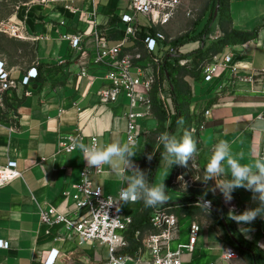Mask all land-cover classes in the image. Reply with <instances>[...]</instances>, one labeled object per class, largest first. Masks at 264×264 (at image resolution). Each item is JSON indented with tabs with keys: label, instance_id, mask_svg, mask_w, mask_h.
<instances>
[{
	"label": "crops",
	"instance_id": "0c3cea01",
	"mask_svg": "<svg viewBox=\"0 0 264 264\" xmlns=\"http://www.w3.org/2000/svg\"><path fill=\"white\" fill-rule=\"evenodd\" d=\"M189 3L192 10H198V13L202 10L200 21L192 29L199 30L210 12V0L204 4L198 0H189ZM228 8L235 29L250 32L258 26V31L254 39L225 46L217 59L221 61L223 56L230 55L231 64L238 68V73L253 76V81H230L226 78L228 71L221 67L216 69L210 82H204L201 74L196 77L186 75L182 79L189 90L188 108L193 120L204 109L209 110L204 127L198 132V155L190 161L204 178L206 165L219 141H228L234 154H244L241 164H252L259 158L264 144V130L255 127L258 118L264 116V0H228ZM122 12L130 13L128 0H40L29 4L10 20L19 26L22 37L10 38L27 43L31 57L20 64L1 57L0 61L14 80L20 81L30 68L36 69L37 77L28 85L7 92L4 110L0 113V166L9 160L14 161L21 174L0 187V240L8 244L6 249L0 248V264H43L52 251H57L54 264H101L108 256L105 246L97 242L79 244L77 239L67 236L61 224L40 222L39 212L53 208L59 214H68L74 186L79 183L80 171L86 164L78 146L67 153L60 150L61 141L77 135L85 145H91L92 137L96 138L98 147L114 142L125 143L127 120L124 114L128 111V100L119 95L114 104L99 101L98 91L105 84L106 67L92 63L98 41L105 40L112 47L124 38L125 26L119 21ZM170 21L162 26L139 25V29L146 33L149 27H154L159 32L158 28L169 25ZM66 35L80 36L82 50H72L64 39ZM220 36L216 24L210 39ZM173 39L165 38L163 46H158L151 55L141 41L128 38L123 43L122 52H139L142 59L136 64L143 66L146 74H151L158 63L171 62L174 55L168 50L173 48L169 46ZM199 46L202 44L194 41L177 49L185 54ZM183 47L187 48L181 50ZM82 63L87 67L85 77L79 75ZM161 89L169 97V121H172L173 108L167 81L162 83ZM8 99L14 102L13 107H7ZM135 124L136 142L133 145L137 153L132 159L134 165L142 169L147 160L152 161L158 146V121L151 109L150 115L136 119ZM180 132L181 127L175 123L173 134L180 137ZM162 151L156 156L152 183H165L169 204L164 208L176 210L186 188L176 189L180 178L176 170L180 165L170 166L162 159ZM225 168L228 172L226 164ZM89 170L92 188H100L104 196L116 197L126 187L108 165ZM188 188L205 191L228 214L233 208L239 214L246 208L257 206L252 194L243 188L234 191L233 199L227 203L218 189L213 191L214 180L201 187ZM142 203L122 202L121 207L131 218L140 212ZM200 213L177 216L179 231L171 248L187 241L188 227L192 222L197 223L195 218ZM232 221L245 240L264 251V219L257 218L252 224ZM198 225L200 231L194 250L183 252V264H231V259L223 258L228 245L211 218ZM153 231L149 227L135 232L134 238L139 243L131 253H128L130 244L124 234L125 246L119 252L139 258L141 262L147 261L149 253L143 248L142 240Z\"/></svg>",
	"mask_w": 264,
	"mask_h": 264
},
{
	"label": "built area",
	"instance_id": "2783aa9c",
	"mask_svg": "<svg viewBox=\"0 0 264 264\" xmlns=\"http://www.w3.org/2000/svg\"><path fill=\"white\" fill-rule=\"evenodd\" d=\"M180 5V0H128V13L122 12L119 21L125 26L124 38L116 45L109 47L105 40L98 41V50L92 63L104 64L106 72L103 79L105 84L99 89V101L104 104H114L119 95H124L128 100V111L124 114L127 120V129L125 132V142L133 145L136 142V119H144L151 113V100L149 92L152 84L158 79L159 63L151 74H146L144 67L136 64L141 61L142 56L139 52L123 53L122 46L126 39L133 38L141 41L147 52L153 54L159 46H163L165 37L160 32L153 35L147 31L142 38L139 36L140 29L138 15H145L150 25L162 26L167 24L172 18L175 10ZM0 31L14 38H22L20 28L16 24L0 25ZM72 50L81 51L80 36H64ZM168 52L174 56L180 54L179 50L170 48ZM223 68L228 71L226 78L230 81L252 82L253 76H241L238 68L231 64V56L225 55L219 61L214 56L210 62L204 63L200 67V74L204 82H210L217 68ZM86 64L80 65L79 75L87 76ZM37 77L35 68L27 70L24 77L20 80H14L6 70L4 63L0 61V113L4 110V98L7 92L16 90L18 86H26L31 79ZM159 85L157 98L162 104L165 113L169 117L170 104L169 97L164 94ZM14 102L8 99L6 104ZM140 108L141 111H135ZM209 115V110L204 109L201 115L195 117L196 130L199 132L204 127V119ZM82 139L77 135H70L59 143L62 151L70 153L77 148V144ZM96 145V138H91V145ZM264 157V144L261 148L259 158ZM99 172V170H97ZM90 170L87 164H84L80 171V181L74 186L72 194V203L68 214H59L53 208L40 210V222L50 224H61L68 237L75 238L79 242L89 243L97 242L107 248L108 256L101 264H183V252L191 253L194 250L196 240L200 231L199 225L195 222L190 223L187 233V241L178 243L175 248L171 244L176 240L179 224L177 216L166 208H154L150 225L154 230L147 234L142 240V246L149 253V259L141 262L139 258L125 256L119 252V249L125 246L124 233L131 222V218L126 216L122 210L120 191L116 197L104 196L101 189L92 188L88 179ZM20 172L16 169L14 161H7L5 165L0 166V187L19 178ZM8 244L0 240V248L6 249ZM57 257V251H52L44 260L43 264H54ZM237 253L228 246L225 249L223 258L225 260L234 259Z\"/></svg>",
	"mask_w": 264,
	"mask_h": 264
},
{
	"label": "trees",
	"instance_id": "16d2710c",
	"mask_svg": "<svg viewBox=\"0 0 264 264\" xmlns=\"http://www.w3.org/2000/svg\"><path fill=\"white\" fill-rule=\"evenodd\" d=\"M217 6L216 17L213 20L214 9ZM210 12L204 20L203 25L199 30L188 31L178 38H175L169 42V46L173 48H179L188 42L198 41L202 44L197 49L171 58V62H160L158 70V79L152 84L149 92V98L151 100V109L154 116L158 121L157 135L161 132L168 131L173 134V128L178 118L183 117L184 124L181 127L179 136H183L185 131H188L198 144V132L196 130V122L193 120V114L189 111L188 105L190 103V94L187 87L182 83L184 76L196 77L200 74V67L202 64L210 62L214 56H217L221 50L227 45L241 44L256 37L258 26L252 31H240L235 29L231 24L229 16L228 0H210ZM216 24L219 26L221 36L218 38L210 39V36L214 32ZM154 27L148 28V33L153 35L155 33ZM147 33V32H146ZM145 32H140L139 36L144 37ZM206 41H209L206 44ZM164 81H167L169 85L170 99L172 101L173 119L169 121V117L165 113V110L157 98V91L159 85ZM12 104L7 103V107H11ZM166 124L169 126L166 128ZM162 150L161 146H157L155 153L153 154L152 161L145 162L141 170L146 171L150 182L153 180V174L155 169L156 156ZM146 160V159H145ZM200 199L211 201L213 207L217 208L224 220L227 223L228 229L232 236L237 240L238 245L234 244L227 232L222 226L221 220L217 214L213 212H207L200 205ZM198 203L197 205H195ZM169 204V203H167ZM167 205H161L154 208H164ZM154 208H146L144 204H141V210L137 214L131 217V222L128 225L124 234L129 241L128 253L136 249L138 241L134 238L135 232H140L142 229L151 228L149 223L150 214ZM176 216L180 215H192L195 212H206L211 215L212 224L218 227L221 231L222 239L226 245L231 247L237 255L246 261V264H264V251L257 248L256 244L245 240L236 229V226L230 215L205 191L198 188H186L179 198V204L176 210H169ZM247 250H245V249Z\"/></svg>",
	"mask_w": 264,
	"mask_h": 264
},
{
	"label": "clouds",
	"instance_id": "9594fccd",
	"mask_svg": "<svg viewBox=\"0 0 264 264\" xmlns=\"http://www.w3.org/2000/svg\"><path fill=\"white\" fill-rule=\"evenodd\" d=\"M176 124L177 127H182L183 117L178 118ZM168 126L166 124L165 127ZM255 127L264 130V116L258 118ZM157 142L163 149L162 159L170 166L175 164L188 167L189 162L198 155L197 142L188 131L180 137L168 131L161 132ZM77 146L83 153V160L86 161L88 168L108 165L121 183L126 184L119 193L120 199L125 204L142 201L146 208H154L168 203L165 183L150 182L147 172L134 165L132 158L137 153L134 145L114 142L105 147H98L95 144L85 145L80 142ZM151 158L149 155L148 159ZM243 158V153L232 152L228 141H219L214 146L206 165L204 182L214 180L213 191L218 189L227 203L233 199L234 191L241 188L249 191L257 206L246 208L239 214L233 208L229 215L238 224H252L257 218L264 219V157L255 159L252 164H241L240 160ZM220 177L224 178L219 179ZM200 205L205 211H211V201L203 200Z\"/></svg>",
	"mask_w": 264,
	"mask_h": 264
},
{
	"label": "rangeland",
	"instance_id": "374dc122",
	"mask_svg": "<svg viewBox=\"0 0 264 264\" xmlns=\"http://www.w3.org/2000/svg\"><path fill=\"white\" fill-rule=\"evenodd\" d=\"M40 0H0V25L10 24V20L31 3ZM199 3L204 4L207 0H198ZM202 10H192L190 8L189 0H180V5L176 9L174 17L171 19L169 25L158 28L157 31L162 33L166 39L169 37L178 38L188 31H191L194 26L200 21V15ZM196 13L197 15H194ZM211 12H207L206 17L209 16ZM138 22L140 26H148L150 22L145 15H138ZM187 47H183L181 50H185ZM182 54V53H180ZM0 57L5 58L8 62L14 64L24 63L28 61L31 57L29 45L25 42H17L10 38V36L2 31H0ZM177 174L180 176L176 189L182 190L188 188V186L201 187L204 182V174L194 165L189 162L188 167L180 166L176 170ZM190 179L191 181H188ZM211 218V215L206 212H201L195 221L197 224L203 221H207ZM257 246V245H256ZM258 249L262 250L257 246ZM233 261L231 264H246L242 258L238 255L236 258L231 259ZM131 264V263H128Z\"/></svg>",
	"mask_w": 264,
	"mask_h": 264
},
{
	"label": "water",
	"instance_id": "95a60500",
	"mask_svg": "<svg viewBox=\"0 0 264 264\" xmlns=\"http://www.w3.org/2000/svg\"><path fill=\"white\" fill-rule=\"evenodd\" d=\"M216 12H217V6H216L215 9H214L213 20H214L215 17H216ZM168 57H170V56H168ZM199 201H200V203H201L203 200L200 199ZM211 212H213V213H215V214L218 215V217H219L220 220H221L222 226H223V228L225 229V231L227 232L228 236L231 238V240H232V242H233L234 244L238 245L237 240L232 236L231 232L229 231L228 226H227V223H226V221L224 220V218H223L221 212H220L217 208L213 207L212 204H211ZM244 249H245V248H244ZM245 250H247V249H245Z\"/></svg>",
	"mask_w": 264,
	"mask_h": 264
}]
</instances>
